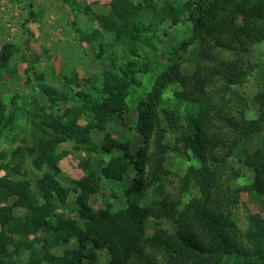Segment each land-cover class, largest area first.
<instances>
[{
  "label": "trees",
  "instance_id": "16d2710c",
  "mask_svg": "<svg viewBox=\"0 0 264 264\" xmlns=\"http://www.w3.org/2000/svg\"><path fill=\"white\" fill-rule=\"evenodd\" d=\"M108 1L107 14L82 11L72 2L77 13L98 23L81 40L98 43L97 59L118 45L135 58L111 61L96 88L100 97L78 93L74 99L64 90L42 87L53 105L76 102L62 117L49 116L58 124L56 132L43 120L42 127L36 125L40 136L33 135L32 147H18L11 154L0 152V172H6L0 177V264H15L13 258L21 253H28L27 264L94 263L99 252L107 256L103 264H226L227 258L238 264H264V148L244 153L243 163L253 172L254 190L263 198V214L250 215L246 239L234 214L240 191L231 182L239 174L230 165L244 139L260 134L264 127V87L254 97L257 119L248 118L250 106L235 89L251 75L252 47L264 42V0H194L183 6L159 5L157 0ZM186 12L194 24L191 42L198 58L194 72L184 75L179 65L164 71L138 106L136 131L145 144L133 148L107 133L100 151L114 156L104 166L93 168L90 157L98 150L91 133L106 131L111 117L127 112L133 88L141 85L137 76L149 71L147 61L136 59L139 45L152 27L156 32L155 20L176 26L185 22ZM13 49L9 44L2 48V67L9 65ZM65 80L70 83L69 78ZM169 84L180 87L174 93L173 110L165 107L172 101L161 98ZM6 112L0 101V139L3 128H12L15 122L14 113ZM82 119L84 125L79 124ZM169 131L183 152L200 165L187 169L177 196L166 190L170 172L165 168L169 147L164 140ZM151 138L157 146L156 159L149 156ZM68 141L89 157L80 163L86 176L71 187L58 180L60 162L67 155L59 152V144ZM229 171L232 177L226 178ZM103 182L115 184L125 207L114 211L112 204L99 210L91 206ZM192 190L196 194L186 201L185 195ZM148 191L158 199L143 209L142 198ZM71 193L75 195L74 217L58 213ZM20 209L28 214L17 216L15 211ZM167 213L172 216L174 233L162 224ZM148 218L156 220L152 234L146 231ZM39 233L44 234L42 239ZM74 239L75 247L65 249ZM60 248L64 249L61 253L52 252Z\"/></svg>",
  "mask_w": 264,
  "mask_h": 264
},
{
  "label": "rangeland",
  "instance_id": "374dc122",
  "mask_svg": "<svg viewBox=\"0 0 264 264\" xmlns=\"http://www.w3.org/2000/svg\"><path fill=\"white\" fill-rule=\"evenodd\" d=\"M190 1L194 0H157L159 5L169 2L174 6H183ZM72 2H75L82 11L90 9V13L107 14L110 11L108 0H0V56L5 45L9 44L14 48L7 67H2L0 60V101L7 115L10 113L15 115L14 126L2 130L0 152L11 154L18 147H32L33 135L40 136L36 125L42 127L43 120H46L50 131L59 129L56 121L49 116L55 114L57 117H62L65 110L73 106L76 101L70 100L53 105L43 93V86L64 90L75 96L74 99L78 93L100 97L96 88L101 86L103 74L111 65V61L115 58L122 63L127 59L135 58L118 45L113 51L110 49L102 59H97L98 43H87L81 39L85 34L92 32L98 23L89 15L77 13ZM185 16L187 17L185 22L176 26H172L170 22L155 20L156 32L152 27L151 33H148L143 43L139 45L136 59L147 61L149 71L137 76L141 85L133 88L127 100V112L122 117H111L106 131L96 130L91 133V139L98 150L90 157L93 168L104 166L114 156L113 153L105 154L100 151L107 133L117 141L130 143L133 148H140L145 144V139L136 131L139 120L138 106L146 95L153 91L159 76L164 71L172 65H179L184 75L194 72L198 61L196 45L191 42L194 24L189 12H186ZM223 57L227 60L232 59L230 55ZM249 61L252 68L251 75L244 84L237 85L235 89L250 106L248 118L257 119L259 113L254 97L264 87V42L252 47ZM65 78H69L70 83ZM179 89V86L169 84L163 90L162 100L172 101L171 105L165 106L168 110L176 107L174 93ZM67 121V119L63 120V122ZM30 124L32 128H29ZM79 124L84 125V119L80 120ZM164 144L169 147L165 156V168L170 172L166 180V190L172 196H177L180 194L181 179L187 169L193 165H200L198 160L188 156L183 152L182 146L176 144L171 131ZM74 146L73 142L68 141L60 143L58 148L60 153H67L60 162L61 174L58 176L59 182L67 187H71L73 181L81 180L86 176L80 163L89 157L85 152L75 150ZM156 148L155 140L151 138L149 140L151 158L156 159L158 155ZM263 148L264 127L260 134L244 139L230 159L232 170L239 174L231 182L232 186L240 191L239 204L234 214L241 237L245 239L250 227V215L263 214V198L254 190L253 172L243 163L244 153ZM35 174V178L41 176L37 172ZM232 174L233 171H229L225 177L230 178ZM5 175V171L0 172V177ZM195 194L196 191L192 190L184 199L187 201ZM157 199L158 196L152 191L146 192L142 198L143 209ZM74 201L75 195L71 193L67 204L60 207L58 213L74 217ZM90 204L95 210L103 208L106 204H112L114 211L126 206L125 200L120 197L118 188L113 182L101 183L100 191L92 197ZM15 214L24 217L28 212L20 209L16 210ZM155 224L156 220L153 218L146 220L148 234L154 232ZM162 224L165 229L174 233L175 226L170 213L165 214ZM43 237V233L38 234V238ZM75 245L74 239L65 249H72ZM62 250L64 249H52V252L59 254ZM28 257V253H21L13 260L15 264H27ZM228 259L225 260L226 264H238ZM105 261H107L106 254L99 252L96 262L85 264H103Z\"/></svg>",
  "mask_w": 264,
  "mask_h": 264
}]
</instances>
